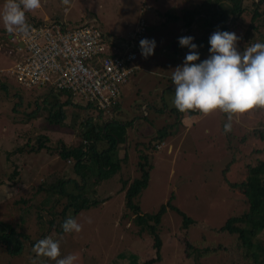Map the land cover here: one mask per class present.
Here are the masks:
<instances>
[{"label": "rangeland", "instance_id": "obj_1", "mask_svg": "<svg viewBox=\"0 0 264 264\" xmlns=\"http://www.w3.org/2000/svg\"><path fill=\"white\" fill-rule=\"evenodd\" d=\"M204 1L70 0L69 5H63L61 0H49L39 9L26 12L29 26L35 24L34 18L45 13L50 18L64 15L76 20L93 12L100 16L103 30L110 34H116L119 27L123 32L134 30L138 16L143 21L147 18L142 39L154 40L155 48L152 55L144 58L138 49L140 41L137 43L135 64L139 69L129 77L121 99L125 118L112 117V112L104 117L97 110L87 112L82 106L87 101L79 97L69 100L63 95L59 99L48 89L21 87L8 72L14 64L17 46L10 37L20 32L8 33L0 21V226L11 228L14 237H23L22 249L17 254H11L0 244V264H32L33 260L35 264H55L33 252L34 244L45 237L60 241L61 258L75 254L74 264H261L260 257L254 262L235 236L220 229L229 218L247 210L244 197L230 185L242 183L246 167L264 157V136H259L260 131L264 132V110L253 109L234 116L228 133L224 132L226 114L217 110L203 116L195 111L186 123H179L162 137L158 132L172 122V117L149 107V116H143L139 107L151 99L156 107H160V100L162 106H169L170 91L165 90L170 86L168 79L173 69L184 62V57L176 54L180 47L179 41H175L178 25L166 22L163 15H178ZM4 2L0 0V11ZM142 7L150 9L144 16L139 14ZM243 7L245 14L240 20L229 16L228 22L233 27L228 32L240 38L237 50L241 52L250 44L264 43V16L252 22L253 1H244ZM260 12L264 14V6ZM157 13L161 17L156 20ZM203 29L205 34L211 31L208 26ZM210 36L201 45L205 55L210 48ZM63 99L69 102L63 104ZM55 112L62 113L61 121L51 119ZM123 119L131 121L124 130L128 141L118 147L119 170L99 179L97 172L81 169V173L87 174L81 181L74 171V162L58 156L61 143L69 148L83 143L85 121L102 126L103 122L122 123ZM40 136L51 142L50 152L19 151L22 145L24 150L35 146ZM142 154H148L151 168L148 187L135 200L141 215H154L167 204L175 209L166 208L160 217L159 250L150 232L139 231L133 214L124 208L121 179L132 181L140 176L137 164ZM57 178L63 181L60 192L54 186L51 189ZM93 202L99 204L92 205ZM64 209L65 217L82 225L79 233L58 231ZM187 244L191 249H187Z\"/></svg>", "mask_w": 264, "mask_h": 264}, {"label": "trees", "instance_id": "obj_2", "mask_svg": "<svg viewBox=\"0 0 264 264\" xmlns=\"http://www.w3.org/2000/svg\"><path fill=\"white\" fill-rule=\"evenodd\" d=\"M244 1L246 0H205L195 8L184 9L180 15L166 14L165 19L178 24L182 28L192 26L194 21L196 26L200 25L204 28L208 26L211 28V31H207V34H205L202 39L195 41L197 45L196 51L199 54V62H202L205 59L203 58L204 52L201 49V45L207 39V36H210L217 30L230 31L233 27H231V24L228 25L229 16H234V20H240L245 14V9L243 7ZM252 1L255 9L251 14V21H259V19L264 16V14L260 12V8L264 6V0ZM66 103L67 101L63 104ZM194 113L195 111L180 113L176 108H172L170 110V115L173 116V124L163 126L158 134L162 137L166 136L169 130H173V128L180 123L184 115L192 116ZM62 118L61 112H55L51 116L53 120L59 119L61 121ZM127 125L128 124L112 121L109 123L103 122L102 126H97L85 121L82 134L83 143L72 148L66 147L61 143L58 156L64 159V161L72 160L74 162V171L78 174L81 181H84V177L87 175L81 173V169H86V173L88 170L97 172L99 179L108 177L110 174H115L121 165V161L117 158L118 145L124 142V130ZM259 134L260 137L264 136V132L262 131H260ZM41 137L42 136L37 138L36 145L31 146L29 150H24L25 147L22 145L19 147V151L40 153L46 150L50 152L48 145L51 142L46 137ZM162 137L160 139H162ZM17 150L18 149L15 151ZM255 151L260 155L259 150ZM137 168L140 173L138 178L132 181L121 179L122 191H124V208L126 212L133 214V221L140 228L139 231L147 229L150 232L153 236L155 248L159 250L161 242L157 236V227L160 224V217L165 212L166 208H174L170 204H167L166 206H161L160 210L154 215H141L139 206L136 204L135 200L148 187L151 168L148 162V154L140 155ZM16 171L18 172V169ZM16 175H18V173H16ZM56 182L57 183L54 185H51V189L54 186L53 189H56V191L59 190L60 192L62 189L61 183L63 181L58 180ZM230 188L244 197L247 210L242 215L229 218L220 231L235 236L241 249L247 251L254 262L260 257L261 264H264V157L258 159L254 165H248L246 167L245 180L240 184L230 185ZM68 196L70 198H78V195L76 197H71V195ZM87 201L88 200H85V203ZM98 204V202L92 203V205ZM79 209L80 208H78V210ZM65 212L66 210L64 209L60 213L61 221L58 231H63L61 225L67 219V217L64 216ZM178 213L180 214L179 211ZM53 217V219H57V217ZM184 221L186 223H191V220L187 218H184ZM52 224H54L53 221H51V226ZM22 238L21 234H16L14 237L11 228L0 226V244L5 246L11 254H17L21 251L23 245L21 242ZM13 239L14 243L12 242ZM186 247L187 249H191L189 244H187Z\"/></svg>", "mask_w": 264, "mask_h": 264}, {"label": "clouds", "instance_id": "obj_3", "mask_svg": "<svg viewBox=\"0 0 264 264\" xmlns=\"http://www.w3.org/2000/svg\"><path fill=\"white\" fill-rule=\"evenodd\" d=\"M69 5L70 0H61ZM41 7V0H5L0 11V21L8 33L26 32V12ZM67 11V8L65 9ZM193 37H181L179 45L188 47L182 66L172 71L174 85L172 104L180 113L198 111L203 116L220 111L227 115L224 132L231 131L234 116L243 115L253 109L264 110V43L250 44L242 52L237 50L240 39L235 33L215 31L209 38V58L200 63L192 43ZM141 55L153 54L155 41L141 39ZM90 222V221H89ZM64 233H79L82 225L74 218H67L61 225ZM36 256L47 257L55 264H74L75 254L61 258L60 241L50 237L38 240L33 246ZM32 264H35L33 260Z\"/></svg>", "mask_w": 264, "mask_h": 264}, {"label": "built area", "instance_id": "obj_4", "mask_svg": "<svg viewBox=\"0 0 264 264\" xmlns=\"http://www.w3.org/2000/svg\"><path fill=\"white\" fill-rule=\"evenodd\" d=\"M146 23L140 20L126 40L107 36L96 22L69 29L48 22L20 32L9 77L23 88L50 89L79 97L99 112L110 113L121 97V88L138 69L137 43Z\"/></svg>", "mask_w": 264, "mask_h": 264}, {"label": "crops", "instance_id": "obj_5", "mask_svg": "<svg viewBox=\"0 0 264 264\" xmlns=\"http://www.w3.org/2000/svg\"><path fill=\"white\" fill-rule=\"evenodd\" d=\"M73 2L74 1H72V3L70 4V7L72 6V4H73ZM47 3H49V0H41V5H45V4H47ZM70 7H69V9H70ZM65 10V9H64ZM66 11V10H65ZM150 11V9L148 8V9H145V8H141V9H139V14H141V16H144L146 13H148ZM155 11H157V10H155ZM181 14V13H180ZM180 14H178V15H180ZM50 15H48V14H43L41 17H38V18H34V22H35V24L33 25V26H36V25H41V24H45V23H48V22H60V23H62L64 26H66L67 28H69V29H72V28H74L76 25H79V24H81V23H83V22H86V21H89V22H96L99 26H100V28H101V30L107 35V36H109V37H111V38H113L114 40H117V41H123V40H126L127 38H128V36L135 30V28H136V25H137V22H138V20H140V19H138L139 18V16H138V18L136 19V22H135V28H134V30H128V31H126V32H123L122 31V29L123 28H121V27H119L118 28V32H116V34H110L109 32L110 31H107L108 33H106L104 30H103V27H102V25H101V23H100V20L98 19L99 17L98 16H96L95 15V13H93V12H89V14L87 15V17L84 19L83 18V15H80V18H78V19H76V20H71V19H69V18H66V16H64V15H62L61 17H57V16H54V17H52V18H50L49 17ZM159 16L161 17V14H159V13H157L156 15H154V19H158L159 18ZM148 17V16H147ZM163 17L165 18V15H163ZM144 19V18H143ZM166 20V19H165ZM144 21H147V18H145L144 19ZM168 20H166V22H167ZM168 22H170V21H168ZM175 24V23H174ZM176 25H178V24H176ZM32 25L31 26H29V28L30 27H33ZM28 28V29H29ZM118 33V34H117ZM121 33H123V34H121ZM205 35V32H204V29H203V27L202 26H196V24H193L192 26H190V27H188V28H182V27H180L179 25H178V28H177V36L178 37H176L175 38V41H179V39L181 38V37H187V36H191V37H193L194 39H193V41H192V43H194L195 44V41L196 40H199V39H202V37ZM115 36V37H114ZM138 49H140V48H138ZM202 50L204 49V48H201ZM164 51H168L167 50V48H164L163 49ZM138 52V51H137ZM189 53V48L188 47H179V49H178V52H176V54H177V57H180V56H183L184 58H185V56H186V54H188ZM204 57V59H207V58H209V56H210V53H209V50H208V53H206V55L204 54L203 55ZM194 63H200L199 62V59H198V61H195ZM138 67V66H137ZM139 69V68H138ZM137 69V70H138ZM136 70V71H137ZM135 73V72H134ZM133 73V74H134ZM129 81V80H128ZM168 82L170 83L169 85L170 86H166V89L165 90H168V91H170L169 93H168V95H170L169 96V98H168V105L169 106H167V104H165L164 106H162V100H160V107H156L157 105L155 104V103H153V101H152V99H151V102H146V103H141V104H139V107H141V110H142V113L141 114H143V116H149V114H148V107L150 108V110H153V112H160V113H164L163 111H165V114L167 115L168 114V116L170 115V110L172 109V108H175L174 107V105L172 104V100L174 99V97L171 95V94H174L172 91L174 90V85L172 84V80H171V77L168 79ZM129 83H127L126 85H128ZM126 85H124L122 88H121V97H120V100H119V103H118V105L111 111L112 112V117L113 116H121V118H125L124 116H123V113L121 112L122 111V103H121V99H122V96H123V88L126 86ZM49 90V93H52V94H54L53 93V91H50V89H48ZM164 93H165V91H164ZM55 95H57V96H59V99H60V97L61 96H63V95H65V94H61V93H55ZM164 96V95H163ZM67 99H71V97L70 96H68L67 95V97H66ZM163 98V97H162ZM67 99H63L64 100V102H66L67 101V103L69 102ZM164 99V98H163ZM66 103V104H67ZM79 105V104H78ZM84 108V110L85 111H92V110H96L95 108H94V106L92 105V104H89V103H87V104H85V105H82ZM94 108V109H93ZM106 114L107 113H104V112H100V115H102L103 117L104 116H106ZM171 116V115H170ZM172 118V122H173V116H171ZM133 119V117L131 118V120ZM124 120V119H123ZM131 120H129V119H126V120H124V121H122V124L123 123H129ZM189 120V116H187V115H184L182 118H181V120H180V123L181 124H183V123H186L187 121ZM113 120H110V121H106V123H109V122H112ZM134 120H132L131 122H133ZM172 122H170V123H168L167 125H169V124H171ZM94 124V123H93ZM130 124H132V123H130ZM95 125H97V124H95ZM128 127V126H127ZM124 142H122V143H120V146H125L126 145V142L128 141V139H127V137L128 136H126L125 134H124ZM118 147H119V145H118ZM118 151H119V148H118ZM26 153V152H25ZM59 179L57 178L56 180H54V183L56 182V181H58ZM70 182H72V181H70Z\"/></svg>", "mask_w": 264, "mask_h": 264}, {"label": "water", "instance_id": "obj_6", "mask_svg": "<svg viewBox=\"0 0 264 264\" xmlns=\"http://www.w3.org/2000/svg\"><path fill=\"white\" fill-rule=\"evenodd\" d=\"M195 23V21L193 22V24Z\"/></svg>", "mask_w": 264, "mask_h": 264}]
</instances>
